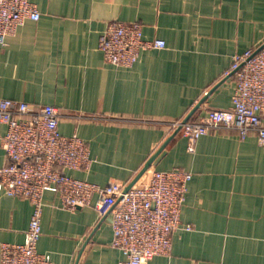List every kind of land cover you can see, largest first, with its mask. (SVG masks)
<instances>
[{"label": "crops", "instance_id": "crops-1", "mask_svg": "<svg viewBox=\"0 0 264 264\" xmlns=\"http://www.w3.org/2000/svg\"><path fill=\"white\" fill-rule=\"evenodd\" d=\"M31 1L41 19L0 45V98L56 107L61 133L83 139L92 159L68 174L99 186L130 185L175 133L173 123L203 100L192 120L231 108L234 59L264 45V0ZM112 22L140 23L145 41L166 47L143 50L130 67L109 64L100 38ZM6 133L0 123V167L9 163ZM189 144L179 132L151 168L193 178L171 255L147 264H264V145L226 129L201 137L194 152ZM99 201L95 194L71 211L46 193L38 251L56 264H120L112 217L99 213ZM34 209L0 193V264L3 244L26 242Z\"/></svg>", "mask_w": 264, "mask_h": 264}, {"label": "built area", "instance_id": "built-area-1", "mask_svg": "<svg viewBox=\"0 0 264 264\" xmlns=\"http://www.w3.org/2000/svg\"><path fill=\"white\" fill-rule=\"evenodd\" d=\"M40 19L31 0H0V45L5 46L26 21ZM165 47L162 40L145 41L140 23L112 22L100 38L105 60L120 67L134 65L145 49ZM226 76L236 83L231 108L173 123V130L189 139L191 152L201 137L221 129L237 131L243 139L256 134L264 145V45L237 56ZM60 122L61 113L54 106L0 98V123L7 126L2 145L9 159L0 167V193L29 199L35 207L26 242L3 244L1 264H56L37 248L48 192L58 194L71 211L90 206L98 194L99 213L112 217L113 245L124 256L120 264H147L157 256L171 255L192 173L150 169L146 180L128 191L118 183L99 186L74 178L68 171L87 170L92 159L87 143L77 135H63Z\"/></svg>", "mask_w": 264, "mask_h": 264}, {"label": "water", "instance_id": "water-1", "mask_svg": "<svg viewBox=\"0 0 264 264\" xmlns=\"http://www.w3.org/2000/svg\"><path fill=\"white\" fill-rule=\"evenodd\" d=\"M216 89V88H215ZM215 89H213L207 96H209ZM204 100L198 104L194 110L190 113V115L184 120V123L188 122L191 117L196 113V111L200 108L201 104ZM179 133V130L176 131L171 137H169L163 145L159 148V150L148 160L144 168L140 171L134 181L126 187V191L130 190L137 182L166 154V148L171 140Z\"/></svg>", "mask_w": 264, "mask_h": 264}]
</instances>
